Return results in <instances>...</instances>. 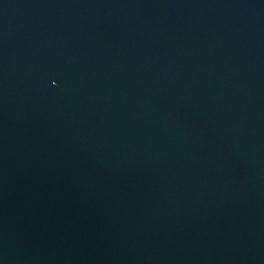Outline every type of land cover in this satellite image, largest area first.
Segmentation results:
<instances>
[{"label": "water", "instance_id": "water-1", "mask_svg": "<svg viewBox=\"0 0 264 264\" xmlns=\"http://www.w3.org/2000/svg\"><path fill=\"white\" fill-rule=\"evenodd\" d=\"M0 264H264V0H0Z\"/></svg>", "mask_w": 264, "mask_h": 264}]
</instances>
